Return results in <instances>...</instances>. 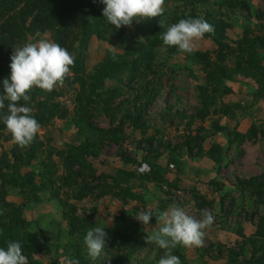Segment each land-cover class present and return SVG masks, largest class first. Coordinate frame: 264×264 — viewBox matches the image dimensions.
I'll return each mask as SVG.
<instances>
[{
  "label": "rangeland",
  "instance_id": "374dc122",
  "mask_svg": "<svg viewBox=\"0 0 264 264\" xmlns=\"http://www.w3.org/2000/svg\"><path fill=\"white\" fill-rule=\"evenodd\" d=\"M104 7L0 0L1 75L38 31L75 55L64 86L21 101L35 119L40 101L54 111L30 146L0 119V247L19 241L28 264H158L156 218L135 216L175 204L214 216L202 247L173 249L181 264H264V0H165L163 16L119 29ZM189 17L214 31L192 53L165 46ZM104 226L93 261L84 236Z\"/></svg>",
  "mask_w": 264,
  "mask_h": 264
},
{
  "label": "clouds",
  "instance_id": "9594fccd",
  "mask_svg": "<svg viewBox=\"0 0 264 264\" xmlns=\"http://www.w3.org/2000/svg\"><path fill=\"white\" fill-rule=\"evenodd\" d=\"M105 5L103 16L117 29L131 26L145 19L164 15L165 0H101ZM161 27L165 21L159 20ZM214 26L203 17L182 18L167 27L160 39L168 47H176L180 52L192 53L195 44L205 34L212 33ZM35 42H27L14 48L11 55V75L3 80V93L0 94V110L7 109L0 116L11 133L14 142L21 148L30 146L41 130L40 123L33 116L32 108L21 101L30 100L29 93L33 88L51 92L57 86H64L71 76L75 55L66 48L51 40L47 34L39 31ZM115 60V47L109 49ZM7 102V103H6ZM155 216L159 225L151 234L146 235V243H155L165 250L158 264H181L180 258L173 254L177 246L202 247L206 229L214 223V216L208 210H201V218L191 215L186 207L171 205L167 210L146 209L135 218L145 227ZM104 227L90 228L84 236L87 255L93 260L101 257L108 236ZM0 264H28V258L22 251L19 241H8L7 247H0ZM65 264H79L78 260L65 258Z\"/></svg>",
  "mask_w": 264,
  "mask_h": 264
},
{
  "label": "trees",
  "instance_id": "16d2710c",
  "mask_svg": "<svg viewBox=\"0 0 264 264\" xmlns=\"http://www.w3.org/2000/svg\"><path fill=\"white\" fill-rule=\"evenodd\" d=\"M29 4H30V2H29ZM92 21H94V23H97L99 20L97 19V20H92ZM263 34H264V31H263ZM4 37H3V41H5L4 45H7V47L13 48L16 45V40L11 42L12 35L8 36V38L6 40H5ZM8 76H9V74L7 72L5 74V77L0 74V87H3V80L8 78ZM34 93L37 94V95H44V96H41V97H44L45 100H46V96L50 97V96L53 95L51 92L44 91V90H41L39 88L34 90ZM33 98H34V96L32 95L30 97V99L32 100ZM35 108L37 109V114H35V116H36V119L38 120V122H46L54 114L53 107L49 104L48 101H40V102H38L35 105Z\"/></svg>",
  "mask_w": 264,
  "mask_h": 264
}]
</instances>
